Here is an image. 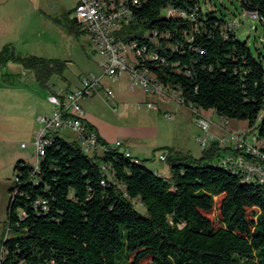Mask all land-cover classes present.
<instances>
[{"label":"trees","instance_id":"1","mask_svg":"<svg viewBox=\"0 0 264 264\" xmlns=\"http://www.w3.org/2000/svg\"><path fill=\"white\" fill-rule=\"evenodd\" d=\"M240 1L264 28V0ZM134 14L124 37L153 52L137 56L153 79L186 106L246 121L264 143V62L228 20L201 0H141ZM9 61L45 86L65 66L5 46L0 65ZM99 140L108 149L89 154L55 133L36 167L14 163L0 264H264V182L213 162L214 147L168 154L163 176Z\"/></svg>","mask_w":264,"mask_h":264},{"label":"rangeland","instance_id":"2","mask_svg":"<svg viewBox=\"0 0 264 264\" xmlns=\"http://www.w3.org/2000/svg\"><path fill=\"white\" fill-rule=\"evenodd\" d=\"M77 2L78 0H0V27L5 32L4 35L3 32L0 33V49L4 44L3 40L9 38L17 54L55 58L65 64L62 74H53L46 86L37 80L32 70L23 69L17 63L0 66V86L5 84L1 78V70L2 73H17L19 79H16L15 84L28 87L31 95L34 97L41 95L44 100L41 103L38 101L34 103L37 99L34 98L28 103L19 100L14 90L9 89V92L4 94L0 89V246L6 236H12V233L8 232L6 208L9 201L8 189L14 178V163L20 157L35 162L34 141L30 133L22 130V125L19 124L22 116H29L31 122L35 110L37 112L35 119L40 128L37 120L39 115L50 116L53 106H58L57 100L52 97L53 92L57 93L59 88L67 85H77L82 74H102L100 67L102 55L89 41L86 33L71 24ZM201 4L203 10H213L215 17L225 18L234 24L233 29L239 39L246 41L254 55L260 56L264 62V28L256 17H252L244 10L240 0H201ZM129 98L134 100L135 96ZM145 98L157 100L155 94L147 93ZM87 103L89 106L85 108L89 118L94 119L93 123L99 126L102 134L108 135V139L113 142L116 139L121 140L133 150L134 156L161 175L163 170L157 171L156 167L166 166L170 171V157L160 160L161 154L166 156L175 154V149L183 148L203 134L196 121L193 122L196 116L189 113L185 114L184 120H169L164 118L165 115L157 114V123H152L144 118L146 113H150L147 110L132 113L129 111L117 116L103 101L101 94L88 96ZM213 115L214 120L219 119L218 114ZM223 121L228 122V119L224 118ZM232 123L228 122V126ZM255 132L254 129L248 130L249 142H252L253 137L254 143ZM75 136L72 132L69 134L71 140ZM223 137L229 140L228 134ZM214 161H218V158ZM136 207L146 213L145 207L140 203L137 202Z\"/></svg>","mask_w":264,"mask_h":264},{"label":"built area","instance_id":"3","mask_svg":"<svg viewBox=\"0 0 264 264\" xmlns=\"http://www.w3.org/2000/svg\"><path fill=\"white\" fill-rule=\"evenodd\" d=\"M141 0H110L111 10L101 9L100 0H78L75 7L74 20L78 27L86 33L88 39L102 55L100 67L101 75L85 74L80 77V86L71 91L61 90L58 106L54 108L50 116L40 115L38 122L40 128L34 139L35 162L38 161L39 147L47 144L53 133L70 130L76 135V140L84 151L97 153L106 151L108 146L102 144L95 130L89 129L84 122V109L81 100L93 94L103 85V78L117 81L124 73L130 77L129 88L141 87L146 93L158 95L160 98H173L179 103V96L175 91H168L166 88H159V82L149 79L146 76V68L141 67L137 62V55H145L152 58L153 52L147 51V46L135 48V40L125 39L124 29L129 27L135 20L134 9ZM169 14V10L167 12ZM252 17L258 18L256 12H247ZM170 15V14H169ZM183 15V14H182ZM233 28L234 24H229ZM124 44H133L134 55H125ZM107 100L114 98V91L105 89ZM149 108L158 109L151 102L147 103ZM166 118L173 119L170 113L165 114ZM197 124L205 132V137L200 139L201 148L208 147L211 137L208 133L211 128V120L205 116L197 117ZM222 125L228 122L221 121ZM247 132H231L229 140L225 137L220 139L222 145L232 143L235 154H230L223 159V162L238 168V172L249 174V180L264 182V143H256V137L252 142L246 138ZM24 146V144H22ZM111 146V145H110ZM113 147L122 148V142L116 141ZM127 150V149H125ZM129 152V151H128ZM166 155L161 154L160 160H165ZM13 179H17L14 177Z\"/></svg>","mask_w":264,"mask_h":264},{"label":"crops","instance_id":"4","mask_svg":"<svg viewBox=\"0 0 264 264\" xmlns=\"http://www.w3.org/2000/svg\"><path fill=\"white\" fill-rule=\"evenodd\" d=\"M1 32H3V29L0 27V33ZM4 34H5V32H3V35ZM2 43H4V44H3L2 48L0 49V52L2 51V49L5 46H8L11 49V51L16 53L15 48L12 44V41L9 38H5ZM11 63L14 64L17 62L9 61L5 65H0V66H9V64H11ZM17 64L21 65L23 69H28V68H25L20 63H17ZM28 70H31V69H28ZM11 71H13V69ZM33 74H34V71H33ZM82 75H85V74H82ZM80 77L81 76H79L77 85H75V86L67 85V86L61 87V88H59L57 93L53 92L52 97L55 98V100H57V102H58V100L60 99L59 92L61 90L71 91L75 88H78L80 86ZM1 78L3 79V81L5 83L4 86H0L2 93L7 94L9 92L8 90L11 89V90H14L15 92H17L19 100H24V101L29 103V102L33 101L34 98H37L36 100H34V103H36V101H38V103L44 102L43 96L38 95L37 97H34L33 95L30 94L31 91L28 89V87L26 88V87L19 86V85L15 84L16 79H19L17 73H2V70H1ZM102 82H103V85L101 87H99L91 95L95 96L97 94H99V95L101 94L103 101L110 107V109L117 116H121L122 114H125L129 111H131V113H132V112H135L137 110H147V112H150V113H146L144 118L147 120V122L150 121L152 123H157L158 115H161V114L165 115L166 113L172 114L173 120H178V119L184 120L186 118L185 114H188V113L192 114L194 117L195 116L196 117L205 116V117L209 118L212 122L210 131L208 133V136L211 137V141L209 142L208 147L205 149H210L211 147H214V150H216L218 152V157H215V159L218 158V161H216V162H219V159H223L224 157H226L230 154H235V152L232 148V143H229L228 145L227 144H224V145L221 144L220 139L223 136H225L231 132L235 133V132H243L244 131V132L248 133V130L250 129L248 126V123L246 121H237V120H231L230 119V120H228V122H233L230 126H228V123L226 125H222L221 121L224 118L222 116L218 115L219 119L214 120L215 116L213 115V113L217 114L214 110H211V109L204 110V109L197 108V107L186 106L180 102L179 103L176 102L173 98H165L164 99V98H160L158 95H155L157 97L156 101L146 100L145 94H147V93L143 89H141V87L137 86L133 89L129 88L130 77H129L128 73H124L121 77H119V79L117 81H111L109 78L104 77ZM106 88H110L114 91L115 96L113 99L107 100V98L105 96V89ZM128 92H130V94ZM140 93H142V95H140ZM148 94L151 95V93H148ZM132 95L135 96L134 100L129 98ZM136 97H138V100H136ZM87 99H88V96L85 97L81 102V105H82L84 112H85L84 122L86 124L92 125L94 127L95 131L97 132L98 137L102 138L109 145L113 146L114 142L118 141L119 139H116V141H114V142L110 141L107 137L108 135L106 136L100 132L99 126H97V124L93 123L94 119L92 117L89 118V114L87 113V110L85 108L86 106H89L87 103ZM109 102H110V104H109ZM148 102H151L154 105H156L158 109L149 108L147 106ZM54 108H56V107L53 106L51 111H53ZM172 110H174V111H172ZM33 114H34V119L32 117L31 122H30L29 116H27V117L22 116L21 122L19 123L20 125H22V130H26V131H28V133H30V137H31L32 141H34V139L37 135V132L39 130V128L37 126L36 119H35V116H37V112L34 110ZM196 117L193 119L194 123H195V121H197ZM164 118L166 119V117H164ZM39 127H40V125H39ZM71 132L72 131H70V130H65V131L58 132V133L61 136L71 140L69 137V134ZM66 135H68V136H66ZM247 135L248 134H246V138H247ZM203 137H205L204 131H203V134L197 136L196 140L193 141L194 143L192 141H190V144L188 143L183 148L175 149L174 152L181 153L184 155L188 154L194 158H200L203 154V149L201 148L200 139H202ZM73 140H76V136ZM122 148L127 149V151H129V154L132 157L139 159L138 157L134 156L133 150L130 147H128L126 144H124L123 142H122ZM223 151H225V152H223ZM101 153H102V151L97 152V154H101ZM91 154H93V152ZM22 160H24V159H22ZM27 162L34 164V162H30V161H27ZM213 162H215V161H213ZM160 169L163 170L162 171L163 174L165 173V175L162 174L163 176L169 175L170 171L168 170V168L166 166L163 168L156 167L157 171H161Z\"/></svg>","mask_w":264,"mask_h":264},{"label":"bare ground","instance_id":"5","mask_svg":"<svg viewBox=\"0 0 264 264\" xmlns=\"http://www.w3.org/2000/svg\"><path fill=\"white\" fill-rule=\"evenodd\" d=\"M100 4H101V9H104V10H111V3H110V0H100ZM135 48H142L141 46H139L137 44V42L135 41ZM124 52H125V55H134V47H133V44H124ZM138 56V55H137ZM146 76L147 78L149 79H153V77L148 74L147 70H146ZM159 88H164L161 84H159ZM55 134V133H53ZM256 137V136H255ZM49 141V139H47V142ZM256 143H262L261 140H259L257 137H256ZM44 145L45 144H41L40 147H39V154L40 156L44 154ZM86 153H89L91 154L92 152L91 151H85ZM127 155H129V152L127 153ZM39 156V157H40ZM38 157V159H39ZM38 161H36L37 163ZM247 177H249V174H246Z\"/></svg>","mask_w":264,"mask_h":264},{"label":"flooded vegetation","instance_id":"6","mask_svg":"<svg viewBox=\"0 0 264 264\" xmlns=\"http://www.w3.org/2000/svg\"><path fill=\"white\" fill-rule=\"evenodd\" d=\"M54 8H56V6Z\"/></svg>","mask_w":264,"mask_h":264}]
</instances>
